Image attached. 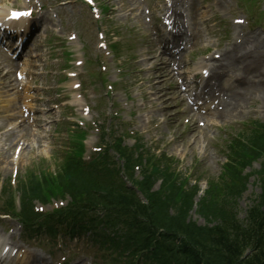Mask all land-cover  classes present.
<instances>
[{"label":"rangeland","instance_id":"1","mask_svg":"<svg viewBox=\"0 0 264 264\" xmlns=\"http://www.w3.org/2000/svg\"><path fill=\"white\" fill-rule=\"evenodd\" d=\"M153 1L155 0H95L100 9H102L103 2L107 4L108 7H111H109L108 14L112 19L106 22L107 40L109 44L117 43L113 61H116L117 64H119V62L122 63V68H126V71L123 70L125 71L123 74H117L116 67L113 65L112 69L109 71L107 70V72L102 71L99 72V75L89 74L87 77L85 76L87 79L86 88H89L87 97L89 98V105L92 107L91 115L93 119L103 116L105 118V123H112L115 120H110L109 115H112L114 109L117 110V108H112L111 102L116 103V105L113 104V107L118 105V109L122 108L121 111L117 110V112L127 124L124 128L121 127V130H128L129 133L132 131L138 132L143 138L146 147H148L151 152L159 149L166 156L170 155L173 158L171 168L173 169L175 167L177 170L176 172H180L189 177L187 182L188 186L196 183V188L199 190L196 195V199H198L203 193L207 192L206 190L213 192V194L219 192L217 176L221 175L222 165L225 162L224 152L226 150L227 140L235 136L238 132H241V130H245L247 127L246 125H248L251 120H258L264 123V95L255 100V104H249L250 110L246 114L231 119V121L235 120V122L230 123L219 119L218 122L215 121L216 123L212 122L213 124L211 126L198 127L196 120L186 113V109L180 101L177 89L175 88V80L173 81L171 77L172 74L165 73L166 77H161L159 84L156 83L154 87L152 85L153 81L149 79L151 71L148 72L146 69L151 65H156V57H153V55H156L157 48L153 41L150 26L146 22L148 15L144 10L145 8L149 9L154 7L152 6ZM77 5L81 7L80 13H76V17L70 19L68 26L74 28L79 36L84 37L82 40L83 42L89 41V39H91L92 42H96V25L92 22L93 19L89 14V10L83 7L79 1ZM112 9L114 11L113 13H111ZM262 9H264V3L260 11ZM239 15H241V13H239ZM106 17H108V15H106L105 18ZM139 18H141V20H139ZM75 49L78 50L77 47H75ZM94 52L96 53L95 48ZM77 53L79 52L77 51L76 54ZM132 53L137 57L135 59L137 62L136 64L128 62ZM95 55L96 54H91L89 56L93 58ZM148 55L151 57L149 61H147L148 58H145ZM7 62L9 61L0 54L1 87H4L3 84L9 79H11L12 85L13 81L15 83L14 67L9 73L10 75H8V73L5 74L6 69H8V66L5 65ZM48 63L50 66L48 68L45 67V69L49 72H53V70L58 72L59 69L66 67V64H73L71 61H66L65 58H62L60 53H58V58L54 65L51 64V60H49ZM108 64L111 63L109 62ZM90 65L95 67L93 61ZM122 75L125 85L118 83L119 78L121 77L122 79ZM44 78L45 80L54 81V84L57 87L59 86V84H57V76L52 75V77H49L44 75ZM108 83H112V94L108 93L110 89L106 88ZM15 86L16 84H14L13 88L8 90L5 89L7 86L0 88V127H2L0 129V157L3 155L7 161L3 163L0 158V188L1 185L2 187L4 186L5 193L3 195L6 197V200L8 199L7 194L13 191L12 188L16 187V183L22 180L25 182L30 181L31 178L36 180L41 177L39 171L36 170L37 168L44 169L45 173L54 176L64 161H61V159L64 158L63 153L71 149L70 146H73L74 140L78 137L77 134H74L76 133V128L65 123L64 128L58 127L53 135L50 132L47 137H35L39 141L40 146H36L34 140L32 142L33 145H31L34 147L32 150L30 146L25 149L26 144L30 143L31 140L25 141L23 144L25 150L21 154L18 174L14 182V176L12 172L10 173L11 166L14 165L13 157L15 156L14 154L12 155L13 145L6 147L8 143L12 144L11 137L13 138V134L7 136L2 135L8 130L6 125L7 120L2 116L5 114L3 110L5 109L4 104H6L7 99H12L13 96L16 95V101L20 103L18 98L24 96V92L18 90ZM92 89L96 90V97L89 95ZM108 100H110V102ZM83 103L84 101H81L80 105L75 110L73 119L80 118L85 123L86 129L78 126L79 130L77 132L80 130L87 131L86 134H83V142L80 141L81 144L87 146L89 140L93 139V141H95L96 134H92L91 131H89L90 124L80 116L81 104ZM67 112H69V110H67ZM153 121H157L159 126L153 127ZM130 122L132 125H130ZM52 126L54 127V125ZM148 128L157 130L155 132H147L146 129ZM38 131L41 132L40 129H38ZM31 138L32 135L30 136V139ZM129 139L131 141V137H129ZM129 139L127 141H129ZM14 142L15 141H13V144ZM125 143L130 144L131 142ZM78 146L81 147L79 143ZM90 153L88 148L82 154V157L87 158L86 155ZM59 161L61 162L59 163ZM254 167H256L255 163H253L252 168ZM9 183H11L12 186H10ZM48 189L51 191V195H49L47 199H53L51 202H48L50 204L46 205L45 208H54L58 205V202L61 205L62 201L65 204V198L64 196L61 197V191L56 184L54 186L49 185ZM257 191L258 185L254 176H252L249 178L247 190L238 201L240 212L236 213V216H234L236 218L235 220L240 221V217L243 216L242 211L244 207L247 206L250 195H253ZM200 199L203 200V196H201ZM54 201H57V203H53ZM36 204L40 203L37 202ZM191 217L197 221H201L198 217V212L195 210L191 211ZM61 232L63 233V231ZM36 240H40V244H42L44 250L47 247V250L52 252L53 258H55L57 263L71 264L77 258L75 264H83L89 259L88 255L82 254L84 249L89 248L88 243L83 237L72 240L60 238L57 239L56 243L53 241L48 243V237L43 234L39 238H36ZM62 254H66L67 259L65 263H63L64 260L61 258Z\"/></svg>","mask_w":264,"mask_h":264},{"label":"trees","instance_id":"2","mask_svg":"<svg viewBox=\"0 0 264 264\" xmlns=\"http://www.w3.org/2000/svg\"><path fill=\"white\" fill-rule=\"evenodd\" d=\"M234 145L232 151L237 158L242 154L243 158L249 157L254 151L251 152L250 147ZM246 160L248 158L240 159V166ZM150 175L145 174V179L140 183L147 203H143L132 192H117L115 188L93 179L86 182L85 177L70 170L60 187L61 192H68L73 196L75 204H84L90 208L116 204L127 215L119 213L120 217L129 215L135 220H141L140 231H145L152 239L156 238L158 230L162 235L161 239L169 237L171 234L168 233L173 236L181 235L179 240L185 247L181 248L179 245L175 250L167 252L158 246L159 253H163L162 264H264V213L251 207V221H237L234 217V201L243 181L237 180V183L231 173L232 181L224 187L223 194H211L207 203H199L197 210L206 224L197 225L194 221H186L195 191L185 192L174 181L168 183L165 180L166 185H163L162 190L151 193ZM32 190L36 194L41 193L38 185Z\"/></svg>","mask_w":264,"mask_h":264},{"label":"bare ground","instance_id":"3","mask_svg":"<svg viewBox=\"0 0 264 264\" xmlns=\"http://www.w3.org/2000/svg\"><path fill=\"white\" fill-rule=\"evenodd\" d=\"M32 22L33 23H35V20H32ZM42 21L41 20H37V24H40ZM18 23H21V22H19V21H12L10 24H11V26L9 27V30L10 31H12L14 28L16 29L17 27H19L17 24ZM37 24H34V28L36 27V25ZM39 28V27H38ZM41 30V29H40ZM231 50L229 51V49H224V50H222V53H221V56H222V58H223V60L225 61V65H227L228 66V68L230 69V70H234V68H235V63L238 61H240V59L238 58V57H236L235 56V54H233V52H239V48H240V46L239 45H237V44H234V45H232L231 46ZM262 61H263V64H264V56H263V58H262ZM221 65V64H220ZM220 65H218V67L220 66ZM240 72H242L243 74H241V75H239L237 78H235L236 80H237V82H239V83H241L242 82V79H243V77L244 76H247L248 74H249V72L247 73V71H248V69H247V66H245L244 68H241L240 70H239ZM244 80V79H243ZM205 83V82H204ZM231 97H232V99L235 101V103L237 104V106H242L241 105V102L243 101V99L241 98V97H239L238 95H237V93H235L234 91H232L231 92ZM8 106H9V113L11 112V111H13V109H12V106L11 105H5V110L8 112V110H7V108H8ZM232 113H238V109H237V107H233L232 108V110H231V114ZM223 115H226V116H228L229 115V112L227 111V110H225V112H222V113H216L215 115H214V117H216V118H222V116ZM10 116V115H9ZM9 118V117H8ZM23 132L21 133V137L24 139V137L25 136H27V135H29V132H30V130L28 131V127L27 126H25V125H22V129H21ZM15 135H16V138L17 137H19L20 136V134H16V133H14ZM15 138V139H16ZM25 140V139H24ZM44 161V160H43ZM42 161V162H43ZM42 164V163H41ZM183 178V175H181L180 176V181H181V179ZM92 220H94L95 222H97L98 220H99V216H93L92 217V219L89 221V223H90V225H93L94 223L92 222Z\"/></svg>","mask_w":264,"mask_h":264},{"label":"snow or ice","instance_id":"4","mask_svg":"<svg viewBox=\"0 0 264 264\" xmlns=\"http://www.w3.org/2000/svg\"><path fill=\"white\" fill-rule=\"evenodd\" d=\"M14 15H16V16H19V15H27V13H16Z\"/></svg>","mask_w":264,"mask_h":264}]
</instances>
